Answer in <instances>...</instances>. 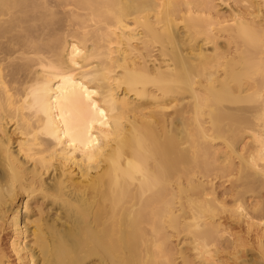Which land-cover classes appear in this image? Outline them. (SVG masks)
I'll return each instance as SVG.
<instances>
[{
	"label": "bare ground",
	"instance_id": "bare-ground-1",
	"mask_svg": "<svg viewBox=\"0 0 264 264\" xmlns=\"http://www.w3.org/2000/svg\"><path fill=\"white\" fill-rule=\"evenodd\" d=\"M0 264H264V0H0Z\"/></svg>",
	"mask_w": 264,
	"mask_h": 264
},
{
	"label": "snow or ice",
	"instance_id": "snow-or-ice-1",
	"mask_svg": "<svg viewBox=\"0 0 264 264\" xmlns=\"http://www.w3.org/2000/svg\"><path fill=\"white\" fill-rule=\"evenodd\" d=\"M53 71H54V74H55V75H57L58 77L60 76V73H59L58 71H55V70H53ZM81 87L83 88V86H81ZM83 91H84V92H88V89L83 88ZM88 94H89V95H94V93H88ZM33 96H34V97H39V96H40V93H39V92H33ZM58 99H59V96H58ZM40 107H41V110L44 112V115H45V116L48 115L50 108H51L52 110L55 109V105L51 103V97H48V104H42ZM60 111H61V113H63V112H64V108L61 107V108H60ZM101 115H103V113H101ZM61 119H65L63 115L61 116ZM68 127H69V125H68V121H67V119H65V123H64V125H63V127H62L61 130L63 131L64 129H66V128H68ZM53 130H54V129L52 128V126H51V121H50V125H49V129H48V133L51 134ZM64 134H65V135H68V132L65 131ZM53 138L55 139V138H57V137L54 136ZM70 138H71V137H70ZM84 147H87V145H84Z\"/></svg>",
	"mask_w": 264,
	"mask_h": 264
},
{
	"label": "rangeland",
	"instance_id": "rangeland-1",
	"mask_svg": "<svg viewBox=\"0 0 264 264\" xmlns=\"http://www.w3.org/2000/svg\"><path fill=\"white\" fill-rule=\"evenodd\" d=\"M234 230H238V227L237 228H234ZM179 242V241H178ZM176 243H177V241H176Z\"/></svg>",
	"mask_w": 264,
	"mask_h": 264
}]
</instances>
